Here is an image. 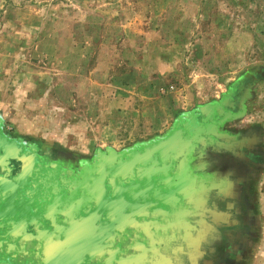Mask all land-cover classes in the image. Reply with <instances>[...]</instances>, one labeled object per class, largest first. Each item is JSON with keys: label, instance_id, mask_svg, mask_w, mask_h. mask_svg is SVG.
<instances>
[{"label": "rangeland", "instance_id": "rangeland-1", "mask_svg": "<svg viewBox=\"0 0 264 264\" xmlns=\"http://www.w3.org/2000/svg\"><path fill=\"white\" fill-rule=\"evenodd\" d=\"M233 92L240 111L226 122L255 131L264 153V0H0V136L37 144L44 161L47 152L84 160L88 171L90 160L107 149L122 159L165 137L176 121L194 125ZM1 138L0 167L8 170L15 151ZM208 147L206 141L184 156L189 180L193 156ZM261 159L246 183V240L230 264H264ZM5 178L0 175V184ZM177 199L164 207L149 197L156 223L174 216ZM104 200L110 201L109 192ZM105 218L109 238L111 217ZM12 226L22 241L30 240L27 222ZM2 244L17 248V241ZM135 254L134 264H143L145 255ZM102 256L82 261L81 255L77 264H103Z\"/></svg>", "mask_w": 264, "mask_h": 264}, {"label": "flooded vegetation", "instance_id": "flooded-vegetation-1", "mask_svg": "<svg viewBox=\"0 0 264 264\" xmlns=\"http://www.w3.org/2000/svg\"><path fill=\"white\" fill-rule=\"evenodd\" d=\"M239 111L240 97L238 92H233L223 105L214 108L213 113L197 117L194 125L184 123L188 124L190 130L199 124L214 126H206L201 133L203 138L198 137L203 139V143L208 141L210 147L206 148L207 152L203 155L193 156L190 200L187 203L181 198L176 203L178 223L173 236L152 234L158 243L157 250L162 253H165L163 248L166 238H172L168 242L174 252L168 249L165 254L173 256L176 264H230L237 260V252L246 240V183L252 167L262 162L264 153L257 149L255 131L231 127L226 122ZM1 139L6 147L14 149L17 158L11 157L5 162L9 166L8 170L0 167V175H6L5 180L10 182L1 187L0 239L17 240V262L22 263L23 260L30 264H41L44 244L49 245L48 252L52 253L50 246L64 238L66 229L89 223L85 218L90 206L86 201L88 195L85 184L90 172L83 169L88 163L84 160L65 161L59 156L48 155V152L45 155L50 162L48 159L44 161L37 144L34 146L26 140L10 137ZM201 146L198 142L195 151ZM96 160L90 161L95 165ZM116 161L113 158L112 164L115 165ZM23 164L31 165V168L21 176ZM92 176L95 178L96 174ZM12 183H15V187L11 186ZM159 188L162 191L161 185ZM25 222L32 233L29 241H22L19 233H6L12 224L20 226ZM107 222L103 216L94 220L95 230H102L101 224L106 226ZM40 229L56 232L38 235ZM128 236V239L135 240L133 236ZM95 237L93 245H90V248H94V255L101 253L96 250L103 244V256L100 257L103 264H117L119 246L122 248L129 241L120 245L114 231L109 238L104 235L103 240L101 234ZM160 239L163 240L161 243L158 242ZM79 242H83L85 247L84 239ZM26 244L28 246H24ZM131 251L130 248L126 252L129 254ZM91 253L84 252L82 261ZM107 257L108 261L105 259ZM91 262L94 264V260Z\"/></svg>", "mask_w": 264, "mask_h": 264}, {"label": "water", "instance_id": "water-1", "mask_svg": "<svg viewBox=\"0 0 264 264\" xmlns=\"http://www.w3.org/2000/svg\"><path fill=\"white\" fill-rule=\"evenodd\" d=\"M213 106L220 107V105ZM201 113H205V111L202 110ZM191 122H194L193 118ZM204 128V126L199 125L193 131H189L188 124L183 125L180 121H176L165 137L141 145L137 149L126 151L123 160L121 157L116 158L111 149H107L106 153L103 154L99 152L96 156L95 165L88 170L90 178L85 184V191L88 195L86 201L90 204L85 218L89 223L86 222V225L76 226L71 233L63 232L64 238L61 239L62 241L60 240L61 245L58 244L59 247L55 250V253H49V245L44 244L41 252L43 254L41 264H77V258L83 256L84 252L91 251V255H94V248H90V245H93L95 235L101 234L103 240L105 233L102 230H95L94 220L102 218V216L105 218L106 214L111 217L110 221L113 223L111 233L113 231L116 233L119 244L129 241L122 248L119 246L118 252L122 256L118 254L117 264H134V253L145 255L146 260L143 264H176L173 256L165 254L168 249L174 252L172 245L168 242L172 241V238H166L163 248L165 253H162L157 250L158 243L152 234L156 233L160 236L171 234L173 236L176 223H178V216L175 212L174 216L170 214L171 218L167 219L166 222L156 223L158 217H155V212L151 209L148 199L151 197L153 204H155L154 199L158 202L162 201L164 207H170L169 200L173 207L175 195L177 194V202H180L183 198L189 203L190 180L189 176L185 174L186 168L183 159L185 155L194 151L196 142L203 145V141L196 138L203 132ZM9 157L17 158L15 153L10 154ZM113 157L115 161L117 160L115 165L112 164ZM30 168L31 165L23 164L20 175H25ZM94 173L96 174L95 178L92 176ZM89 182L92 184L89 185ZM7 183L9 185L10 182L4 181L0 184V197L1 190H3L1 187H5L4 185ZM159 185L163 189L161 188V193L155 195V192L159 191L154 189L159 188ZM11 186L15 187V183H12ZM142 187L144 188L141 189ZM107 192H109V202L104 200ZM90 202H95V204ZM97 210H99L98 213ZM128 217L138 218V221L145 220L146 222L142 226L139 224L133 225L131 220H126ZM12 227L11 225L7 231L5 230L6 233L17 235V233L11 232ZM128 235L133 236L135 240L128 239ZM83 239L86 241L85 247L88 244L86 248L83 242H79ZM3 241L12 243L17 240L0 239V264H30L23 260L22 263L17 262V248L13 249L11 246H5L2 244ZM162 241L161 239L158 240L159 243ZM50 247L51 249H49L52 250V246ZM130 248L132 253L127 254L126 251ZM103 249L102 244L96 252L101 251L103 254ZM158 257L160 259H157Z\"/></svg>", "mask_w": 264, "mask_h": 264}]
</instances>
